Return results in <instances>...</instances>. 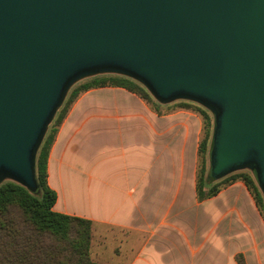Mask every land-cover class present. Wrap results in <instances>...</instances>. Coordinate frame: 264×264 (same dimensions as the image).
<instances>
[{
	"label": "water",
	"instance_id": "obj_1",
	"mask_svg": "<svg viewBox=\"0 0 264 264\" xmlns=\"http://www.w3.org/2000/svg\"><path fill=\"white\" fill-rule=\"evenodd\" d=\"M114 72L209 104L211 176L250 167L264 192V0H0V182L36 191L68 89Z\"/></svg>",
	"mask_w": 264,
	"mask_h": 264
},
{
	"label": "crops",
	"instance_id": "obj_2",
	"mask_svg": "<svg viewBox=\"0 0 264 264\" xmlns=\"http://www.w3.org/2000/svg\"><path fill=\"white\" fill-rule=\"evenodd\" d=\"M154 99L118 85L78 96L48 156L54 209L92 221L101 263L264 264V216L247 184L199 197L201 114ZM80 196L94 206L73 207Z\"/></svg>",
	"mask_w": 264,
	"mask_h": 264
},
{
	"label": "trees",
	"instance_id": "obj_3",
	"mask_svg": "<svg viewBox=\"0 0 264 264\" xmlns=\"http://www.w3.org/2000/svg\"><path fill=\"white\" fill-rule=\"evenodd\" d=\"M118 85L136 92L149 103L154 97L132 78L120 74H100L73 88L51 120L35 155L36 191L13 181L0 182V264H106L91 257L92 221L65 214L54 209L57 192L48 183V156L59 126L78 96L93 88ZM181 106L201 114L205 135L199 143L198 156L203 157L198 175L199 197L216 194L223 186L237 179L243 180L251 190L257 206L264 216V196L248 172L235 173L220 184L210 186L205 178V160L210 139L211 116L202 107L189 103ZM211 180V179H210ZM212 180H214L212 178ZM17 212V215L15 214ZM239 264H245L242 257Z\"/></svg>",
	"mask_w": 264,
	"mask_h": 264
},
{
	"label": "rangeland",
	"instance_id": "obj_4",
	"mask_svg": "<svg viewBox=\"0 0 264 264\" xmlns=\"http://www.w3.org/2000/svg\"><path fill=\"white\" fill-rule=\"evenodd\" d=\"M99 74H118V73H115L114 72V73H99ZM120 75H124V76H127V77L132 78L140 86L144 87L150 93V95L153 96L152 92L149 90V88L147 87V85L144 82H142L139 79L134 78L132 76H128V75H125V74H120ZM91 77H93V76L92 75H88V76H84V77L78 79L77 81H75L70 86V88L68 89L64 101L68 98V96H69V94H70V92H71V90L73 88H75L77 85H79L83 81H86V80L90 79ZM175 101H178L177 103H184L185 102V103H189V104H191L193 106L196 105L197 107H202L203 109H205L206 111H208L209 115L211 116V122H212V124L210 126V139H209V145H208V150H207V153H206V157L204 158V160H205V166H206L205 178L208 180L207 181L208 184H210L211 186H213L214 184H220V183H222V181H224L225 179L229 178L231 175H233L235 173L248 172V173H250L252 175L255 184L258 186V188L260 189V191L262 192V194L264 196L263 188L260 185L257 171L256 170H253L250 167H244V168H241V169H237V170L232 171V172L228 173L227 175H225V176H223L222 178H219V179H215V178H213L211 176L212 149H213V146H214V135H215L216 127H217V114H216V111H215V109H213L212 107H210L209 104H207L205 102H202L200 100H197V99L179 98V99H177ZM204 123L205 122H203V133H202V137L201 138L204 137L205 131H206V128L204 127ZM202 165H203V157H199V159H198V166H197V170H198L197 173H198V175H199V173H200V171L202 169ZM212 178L214 180H212ZM6 179L8 180V179H11V178L10 177H8V178L6 177L5 180ZM79 185L80 186H87V183L80 182ZM70 204H72L73 207H77L79 209H83V208H88L89 206L93 207L94 206V201L93 200H90L89 201L86 197L80 196L78 199H73L72 201H70ZM15 214L17 215V212L16 211H15ZM94 240L95 241H100L98 229H96V231L94 232ZM97 246H98V244L96 245L94 243V248L92 249L91 257H92V259L100 260V257L98 256V253L95 251V247H97Z\"/></svg>",
	"mask_w": 264,
	"mask_h": 264
}]
</instances>
